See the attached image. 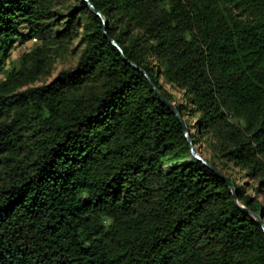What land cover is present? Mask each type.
<instances>
[{"label":"trees","instance_id":"16d2710c","mask_svg":"<svg viewBox=\"0 0 264 264\" xmlns=\"http://www.w3.org/2000/svg\"><path fill=\"white\" fill-rule=\"evenodd\" d=\"M59 2L0 0V264H264L261 225L129 64L264 223V0H89L106 26Z\"/></svg>","mask_w":264,"mask_h":264},{"label":"rangeland","instance_id":"374dc122","mask_svg":"<svg viewBox=\"0 0 264 264\" xmlns=\"http://www.w3.org/2000/svg\"><path fill=\"white\" fill-rule=\"evenodd\" d=\"M78 3H79V0H61V2H59V5L61 4L60 7H62V8H68L70 6L77 5ZM35 43H36L35 39H32L31 41L25 42L24 44L17 43L16 47L10 52V56H9L8 60H6V64H5L6 68L10 67V63L12 61L16 62L18 57H20L23 53H26L29 50H31V48L33 47V45ZM76 43H77V41L75 40V44ZM76 61H77V57L70 59L69 63L57 62L54 65V68H53L51 75L49 77L41 78L36 83L26 87L25 89L50 83L59 75V73L62 70L73 67ZM164 89H165V91H167L168 93H170L173 96V99L176 103H180L182 101V93L181 92H177L175 90H172L167 86H164ZM191 122H194V120H191ZM227 172L231 175L233 180H235V182L238 185L244 186L245 188H247V194L248 195L254 194V187H255L254 185L256 184L255 181H252V180L245 178L244 173L239 171V170L233 169V170H227Z\"/></svg>","mask_w":264,"mask_h":264},{"label":"water","instance_id":"95a60500","mask_svg":"<svg viewBox=\"0 0 264 264\" xmlns=\"http://www.w3.org/2000/svg\"><path fill=\"white\" fill-rule=\"evenodd\" d=\"M88 4V6L90 7V9L95 12L97 14V16L102 20L103 24L106 26L107 22L106 19L103 17V15L96 11L94 6L89 2V0H85ZM110 43L117 48L121 54H123V50L121 49V47L112 39L109 40ZM129 64L135 68L136 70L140 71L149 81L151 88L155 91V93L162 99V101L166 104V106L168 107V109H170L173 114L177 117V119L180 121V123L183 126V130H184V134L185 137L188 141V143L190 144V159H196L198 161H200L203 165H205L207 168H209L212 172L216 173L220 178H222L224 181H226L229 185V188L231 190V193L233 195L234 198V203L236 204V206H238L242 212H244L245 214L249 215L251 218H253L254 220H256L262 227L263 231H264V223L262 220V217L260 215H257L255 213H253L252 211H250L249 209L245 208L243 205H241L237 199V194H236V187L235 185L230 182V180L224 175L222 174L219 170H217L216 168H214L213 166H211L201 155L199 148L194 146L190 135H191V131L188 128V126L185 124L184 120L182 119L178 109L176 108V106L170 102H168L163 95L160 93V91L155 87V85L153 84V82L150 80V78L147 76V74L145 72H143L140 68H138L136 65H134L133 63Z\"/></svg>","mask_w":264,"mask_h":264}]
</instances>
